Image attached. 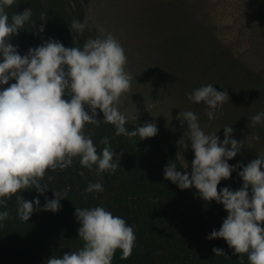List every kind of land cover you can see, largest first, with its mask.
Segmentation results:
<instances>
[{
  "label": "clouds",
  "instance_id": "1",
  "mask_svg": "<svg viewBox=\"0 0 264 264\" xmlns=\"http://www.w3.org/2000/svg\"><path fill=\"white\" fill-rule=\"evenodd\" d=\"M14 3L0 0V227L10 216L6 203L13 196L16 215L29 221L40 201L38 197L26 200L21 193L33 189L43 194L49 188L41 181L50 171L64 170L75 159L82 167L95 169L97 177L120 167V154L109 146V137L102 138L105 146L98 152L91 136L85 134L86 124L98 125L102 119L114 127L116 135L139 140L158 132L154 122L126 127L129 117L119 104L132 77L126 70L125 50L112 33L89 37L82 47H66L50 37L21 54L11 38L30 21L32 9L9 16L7 9ZM68 27L82 32L85 25L73 20ZM43 31L41 25L38 32ZM213 84L187 93L190 101L203 103L209 120L215 119L230 99L226 89L217 90ZM98 111L102 118H98ZM178 119L181 126L186 125L184 135L190 143L185 147L191 148L194 157L190 171L186 170L188 163L185 170L168 163L163 177L181 190L194 188L206 202L223 205L227 216L207 239L222 238L239 258L246 255L248 264H264V158L257 155L247 165H230L228 161L242 148L241 141L232 135L231 125L223 127L221 140L218 132L206 134L191 110L179 112ZM249 122L253 126L264 124V110L252 115ZM237 167L242 185L236 190L225 186L218 191V184L229 179ZM102 191V179L89 182L83 198ZM64 195L53 191L52 199L45 198L43 210L58 211ZM75 216L82 246L62 256L52 255L47 264H112L117 250L121 258L132 253L136 236L123 217L103 205L75 207ZM212 252L224 255L222 248L213 247Z\"/></svg>",
  "mask_w": 264,
  "mask_h": 264
},
{
  "label": "trees",
  "instance_id": "2",
  "mask_svg": "<svg viewBox=\"0 0 264 264\" xmlns=\"http://www.w3.org/2000/svg\"><path fill=\"white\" fill-rule=\"evenodd\" d=\"M26 8L32 9L30 21L11 38L21 54L50 37L66 47H82L85 43L81 32L68 27L73 20L84 21L85 0H15L7 11L11 16ZM41 25L44 31L39 33ZM260 90L264 95V85ZM98 118H102L99 111ZM144 123L127 121L126 127L132 129ZM154 123L157 134L143 140L116 135L114 127L102 119L98 125L86 124L85 134L91 136L98 152L105 146L102 138L109 137V146L120 154V167L114 173L97 177L95 169L84 168L75 159L64 170L48 172L41 181L49 188L43 194L33 189L21 193L26 200L38 197L40 201V207L34 210L29 221H22L16 215L15 196L9 199L6 208L10 216L0 227V264H47L52 255L62 256L77 250L83 242L78 238L75 207L96 205H103L114 215L123 217L136 236L132 253L121 258L117 250L112 264H248L247 256L239 258L222 238H206L226 218L223 205L206 202L194 188L181 190L163 177L166 164L175 163L178 170H185V164L175 133L159 121ZM193 157L191 148H186L187 171ZM238 162L248 163L241 152L228 161L230 165ZM239 170L237 167L229 179L222 180L217 190L225 186L238 189L242 185L237 175ZM98 179H102L104 191L88 193L85 200L83 190L89 182ZM52 190L66 193L56 212L43 210L45 198H53ZM213 247L222 248L224 255H214Z\"/></svg>",
  "mask_w": 264,
  "mask_h": 264
},
{
  "label": "rangeland",
  "instance_id": "3",
  "mask_svg": "<svg viewBox=\"0 0 264 264\" xmlns=\"http://www.w3.org/2000/svg\"><path fill=\"white\" fill-rule=\"evenodd\" d=\"M84 9L85 42L110 32L125 50L132 79L119 108L128 121L174 132L185 165L190 141L178 115L186 110L221 140L231 125L248 163L264 158V124L249 122L264 110V0H85ZM208 83L230 98L212 120L187 97Z\"/></svg>",
  "mask_w": 264,
  "mask_h": 264
}]
</instances>
